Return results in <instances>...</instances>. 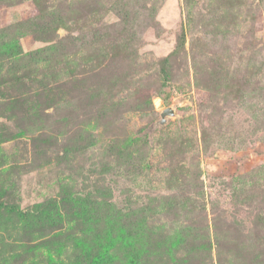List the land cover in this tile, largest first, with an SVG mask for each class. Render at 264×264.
<instances>
[{"label":"rangeland","instance_id":"1","mask_svg":"<svg viewBox=\"0 0 264 264\" xmlns=\"http://www.w3.org/2000/svg\"><path fill=\"white\" fill-rule=\"evenodd\" d=\"M0 264H264V0H0Z\"/></svg>","mask_w":264,"mask_h":264},{"label":"water","instance_id":"2","mask_svg":"<svg viewBox=\"0 0 264 264\" xmlns=\"http://www.w3.org/2000/svg\"><path fill=\"white\" fill-rule=\"evenodd\" d=\"M172 112V109L170 107L166 108L164 111H163V115L165 114H168V113H171Z\"/></svg>","mask_w":264,"mask_h":264},{"label":"trees","instance_id":"3","mask_svg":"<svg viewBox=\"0 0 264 264\" xmlns=\"http://www.w3.org/2000/svg\"><path fill=\"white\" fill-rule=\"evenodd\" d=\"M166 62V61H165ZM163 70L164 71H166V68L165 67H163ZM11 209H14V207H11ZM28 214L27 213H25V216H27Z\"/></svg>","mask_w":264,"mask_h":264}]
</instances>
